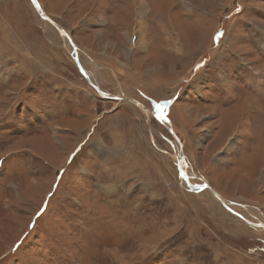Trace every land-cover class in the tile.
Masks as SVG:
<instances>
[{
    "label": "rangeland",
    "instance_id": "374dc122",
    "mask_svg": "<svg viewBox=\"0 0 264 264\" xmlns=\"http://www.w3.org/2000/svg\"><path fill=\"white\" fill-rule=\"evenodd\" d=\"M38 1L94 86L163 113L189 179L160 121L0 0V264H264V0Z\"/></svg>",
    "mask_w": 264,
    "mask_h": 264
},
{
    "label": "water",
    "instance_id": "95a60500",
    "mask_svg": "<svg viewBox=\"0 0 264 264\" xmlns=\"http://www.w3.org/2000/svg\"><path fill=\"white\" fill-rule=\"evenodd\" d=\"M31 1V3H32V5H33V7L35 8V10L37 11V13L44 19V20H46V21H48V22H50L58 31H59V33H61V35H63L66 39H67V41H68V44H70L71 45V47H72V51L74 52L75 50H76V46L74 45V42H73V40H72V38L70 37V35L68 34V32L58 23V22H56L55 20H53L52 18H50L48 15H47V13L41 8V6H40V4H39V1L38 0H30ZM71 51V52H72ZM72 55V54H71ZM73 60H75V62H76V65H77V67H78V69L80 70V72L83 74V76L85 77V79H86V81L90 84V85H92V86H94L92 83H91V81H90V79H89V77L87 76V74H86V72H85V70L82 68V66L81 65H79L78 64V58L75 56L74 57V59ZM95 87V86H94ZM96 89H97V91L99 92V93H101L102 94V96L103 97H105V98H112V99H115V100H121V98L120 97H118L117 95H113V94H110V93H107V92H103L102 90H100L99 88H97V87H95ZM130 102H132L134 105H136V106H140L141 107V102H139V101H137V100H135V99H131L130 100ZM143 105V104H142ZM144 106V105H143ZM149 108V107H148ZM150 109V108H149ZM150 111L151 112H153L155 115H156V113L153 111V110H151L150 109ZM157 118V117H156ZM161 122V121H160ZM166 129L171 133V135L173 136V138L178 142V144H179V147H178V153H177V159H178V161L176 162L177 163V167H178V170H179V174H181L180 173V162L181 161H184V154H183V149H182V146H181V143H180V141H179V138L177 137V135L173 132V130L171 129V128H169V127H166ZM185 179H186V177H185ZM195 188L196 189H198V190H200V189H206V188H209L210 189V191L217 197V198H220L221 199V197L218 195V193L206 182H203V183H201V184H198V183H195ZM194 188V189H195ZM191 189V188H190ZM191 190H193V189H191ZM220 202H223V200L221 199L220 200Z\"/></svg>",
    "mask_w": 264,
    "mask_h": 264
},
{
    "label": "bare ground",
    "instance_id": "6f19581e",
    "mask_svg": "<svg viewBox=\"0 0 264 264\" xmlns=\"http://www.w3.org/2000/svg\"><path fill=\"white\" fill-rule=\"evenodd\" d=\"M64 37V36H63ZM65 38V37H64ZM66 39V38H65ZM66 41H67V39H66ZM144 42L147 44V41L145 40V36L143 35L142 37H141V39L139 38V40H138V42L137 43H139L140 44V46H143L144 45ZM67 43H68V41H67ZM70 45V44H69ZM67 47H69V49L72 51V47H71V45L70 46H67ZM173 50V49H172ZM71 54H72V57H73V59H74V57L76 56L77 58H78V64L79 65H81L82 66V64H81V60H80V58L78 57V50H77V48H76V50L73 52H71ZM75 61V60H74ZM82 68H83V66H82ZM251 81V80H250ZM264 81V79L262 80V82ZM261 83V82H260ZM92 86V85H91ZM96 91H97V89L94 87V86H92ZM98 88V87H97ZM98 92V91H97ZM227 92H229V93H231L230 92V90H228L227 89ZM99 93V92H98ZM102 95V94H101ZM120 95H122V94H120ZM231 96H233V94L231 95ZM118 97H120L121 99H124V100H127V101H129L130 102V100L132 99V98H130V97H127V96H118ZM253 99L254 98H252L251 97V101H253ZM132 103V102H131ZM144 105V104H143ZM142 104H141V109L145 112V114H146V116L148 115V113L149 114H151V115H153L158 121H161V123L163 124V126L166 128V127H169L170 128V126H169V124H167V122L165 121V120H163L161 117H159V115H155L153 112H151L146 106H143ZM246 121H247V119H246ZM246 123H248V122H246ZM174 132V131H173ZM175 133V132H174ZM176 143H177V146L179 147V144H178V142L176 141ZM177 161H178V159H177ZM182 162V163H181ZM180 163H181V166H182V169H181V167H180V170H181V173L183 174V179L185 180V182H186V184H187V179H185V177H187L188 178V175H187V172H186V170H185V168H184V164H185V162L184 161H181ZM181 174V175H182ZM189 179V178H188ZM192 182V181H191ZM206 183V182H205ZM189 188H191V189H193V190H196V188H195V186L194 185H190L189 184ZM195 188V189H194ZM209 191H210V189L209 188H207ZM211 192V191H210ZM212 193V192H211ZM213 194V193H212ZM214 195V194H213ZM219 195V194H218ZM215 196V195H214ZM220 196V195H219ZM216 197V196H215ZM221 197V199L223 200V202H221L222 204H224V203H228V201H226L225 199H223L222 198V196H220ZM217 198V197H216ZM219 201L221 200L220 198H217ZM228 205V204H227ZM257 216V215H256ZM264 224V223H263ZM262 224V222H261V225L262 226H264ZM260 225V226H261ZM263 228V227H262Z\"/></svg>",
    "mask_w": 264,
    "mask_h": 264
},
{
    "label": "crops",
    "instance_id": "0c3cea01",
    "mask_svg": "<svg viewBox=\"0 0 264 264\" xmlns=\"http://www.w3.org/2000/svg\"><path fill=\"white\" fill-rule=\"evenodd\" d=\"M140 16H142L143 14H139ZM139 22H140V25H141V20H139ZM143 34V33H142ZM31 49H35V46H29ZM37 49H38V47H37ZM42 50H43V48H42ZM35 51V50H34ZM32 53H34V52H32ZM33 61H36V60H33ZM47 69H51V68H46L45 66H43L42 68H39L38 69V71L37 72H39V73H42V72H46L47 71ZM34 72L36 73V69L34 70ZM58 76V75H57ZM34 77H35V75H34ZM37 77H39V78H48V76L46 75V74H43V75H38ZM49 78H52L51 76L49 77ZM63 85V84H62ZM62 85H60L59 87L58 86H50L49 88L51 89V90H57V89H59L60 87H61V90H65V87H64V89H63V87H62ZM69 88V87H68ZM54 104V103H53ZM53 108V107H52Z\"/></svg>",
    "mask_w": 264,
    "mask_h": 264
},
{
    "label": "snow or ice",
    "instance_id": "6c2138e0",
    "mask_svg": "<svg viewBox=\"0 0 264 264\" xmlns=\"http://www.w3.org/2000/svg\"><path fill=\"white\" fill-rule=\"evenodd\" d=\"M221 36H222V33L218 32L216 34V36L214 37V41H217L218 42V40H219V38ZM197 67H199V65ZM153 103H154L155 108L157 109V111H160L163 108V105L162 104H156L155 102H153ZM160 116H161V118H163V113L162 112H160Z\"/></svg>",
    "mask_w": 264,
    "mask_h": 264
}]
</instances>
